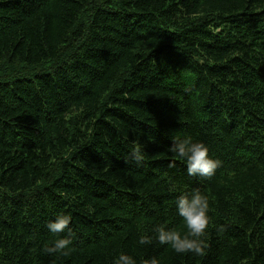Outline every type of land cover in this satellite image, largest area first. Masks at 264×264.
<instances>
[{
  "label": "trees",
  "instance_id": "1",
  "mask_svg": "<svg viewBox=\"0 0 264 264\" xmlns=\"http://www.w3.org/2000/svg\"><path fill=\"white\" fill-rule=\"evenodd\" d=\"M173 136L203 142L215 174L189 176ZM193 190L203 256L155 239L186 232L175 201ZM58 214L67 255L44 251ZM120 253L264 264V0H0V264Z\"/></svg>",
  "mask_w": 264,
  "mask_h": 264
},
{
  "label": "clouds",
  "instance_id": "2",
  "mask_svg": "<svg viewBox=\"0 0 264 264\" xmlns=\"http://www.w3.org/2000/svg\"><path fill=\"white\" fill-rule=\"evenodd\" d=\"M143 149L144 145L138 141L134 144L132 158L137 163L144 158ZM167 150L184 161L187 174L192 177L211 178L221 165V161L209 156V148L203 142L194 141L191 137L173 136ZM175 206L176 214L183 221L186 232L182 234L164 225L156 226L154 228L156 241L160 245L170 246L177 254L205 255L207 245L204 237L210 221L208 197L199 190H193L179 196L175 201ZM71 221V215L58 214L53 220L47 222V230L57 237L50 247L44 248L47 254H68V250L73 245L69 228ZM66 231L67 235H61ZM139 243L150 245L152 238L141 237ZM113 264H137V261L132 255L120 253L114 259ZM142 264H159V261L151 257L144 259Z\"/></svg>",
  "mask_w": 264,
  "mask_h": 264
}]
</instances>
